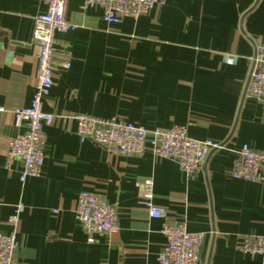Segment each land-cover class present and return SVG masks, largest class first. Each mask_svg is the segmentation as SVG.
I'll return each mask as SVG.
<instances>
[{"label":"crops","instance_id":"1","mask_svg":"<svg viewBox=\"0 0 264 264\" xmlns=\"http://www.w3.org/2000/svg\"><path fill=\"white\" fill-rule=\"evenodd\" d=\"M45 11L40 0H0V232L10 233L8 218L24 207L14 264H158L162 227L176 223L204 235L198 264H264V255L239 250L244 237L264 236V167L260 183L230 175L241 146L264 151V103L243 99L264 37V0H165L116 25L104 23L99 8L69 0L67 20L77 28L56 35L43 103L55 119L42 129V172L21 183L22 161L7 168L5 156L24 131L14 113L31 104L32 32ZM75 115L117 117L149 132L184 128L191 139L223 146L187 174L149 150L127 157L81 142ZM147 180L161 219H150L140 199ZM82 192L115 209L116 234L87 242L75 215Z\"/></svg>","mask_w":264,"mask_h":264},{"label":"built area","instance_id":"2","mask_svg":"<svg viewBox=\"0 0 264 264\" xmlns=\"http://www.w3.org/2000/svg\"><path fill=\"white\" fill-rule=\"evenodd\" d=\"M46 6L45 13L36 17L32 41L36 46V84L31 104L28 108L14 113L17 126L24 128L23 133L8 142L5 156L7 168L15 160L23 163L20 182L26 178L41 175L45 158L43 127L51 126L54 115L43 112V103L53 86L54 54L56 35L74 31L77 26L67 20L69 0H40ZM84 7L99 8L102 21L116 25L124 18L136 19L150 12L165 0H82ZM68 70L70 63L60 65ZM244 98L264 103V37L255 44V55L249 73ZM76 134L81 142L92 141L107 150L116 151L127 157H140L146 150L161 159L175 161L180 170L195 173L211 152L223 145L210 141H197L187 136L184 128L149 132L141 126L123 119L112 117L96 118L89 115H75ZM151 140L147 146V137ZM264 151L250 149L247 145L237 151L236 160L230 175L237 180L252 183L263 181ZM150 219L163 218V212L153 203V183L147 180L140 190ZM24 211L17 205L8 218L11 227L9 234L0 232V264H14L18 249L17 225L19 215ZM76 219L87 237L88 243L94 242L96 235H113L118 232V215L115 209L101 197L82 192L78 195L75 209ZM162 234L166 244L157 257L158 264H198L199 251L204 235L187 231L184 223L163 225ZM240 252L248 255H264V236H247L242 239Z\"/></svg>","mask_w":264,"mask_h":264},{"label":"water","instance_id":"3","mask_svg":"<svg viewBox=\"0 0 264 264\" xmlns=\"http://www.w3.org/2000/svg\"><path fill=\"white\" fill-rule=\"evenodd\" d=\"M1 40H2V39H1V37H0V46L2 45V41H1ZM11 56H12L11 53H9V54H8V59H10ZM247 83H248V82H247ZM243 99H244V97H243Z\"/></svg>","mask_w":264,"mask_h":264}]
</instances>
